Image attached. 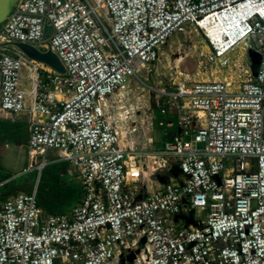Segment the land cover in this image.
<instances>
[{
    "label": "built area",
    "instance_id": "1",
    "mask_svg": "<svg viewBox=\"0 0 264 264\" xmlns=\"http://www.w3.org/2000/svg\"><path fill=\"white\" fill-rule=\"evenodd\" d=\"M188 25L225 73L164 89L161 145L129 147L112 98ZM16 42L51 49L66 73ZM242 47L256 71L231 62ZM0 111L28 122L35 168L53 150L83 188L63 214L36 191L7 199L0 264H264V0H19L0 27Z\"/></svg>",
    "mask_w": 264,
    "mask_h": 264
},
{
    "label": "rangeland",
    "instance_id": "2",
    "mask_svg": "<svg viewBox=\"0 0 264 264\" xmlns=\"http://www.w3.org/2000/svg\"><path fill=\"white\" fill-rule=\"evenodd\" d=\"M205 38L202 30L189 25L176 32L162 47L159 58L143 68L138 78L113 96V104L118 107L122 116L120 140L123 143H129V147L138 150H150L151 143L153 146H160L163 130L158 124V99L161 98L162 91H174V87L184 76H191L193 79L222 77L225 69L208 61L211 53ZM10 47L14 48L13 45ZM45 47L48 48V45ZM243 48L245 47L229 55L231 62L240 59L241 63L252 61L253 67L258 65L259 55ZM40 73L42 79H45L46 72L42 69ZM33 158L35 157L29 154L27 165L34 164ZM47 159L49 163L41 171L37 167L27 170L15 180L22 193L37 192L38 204L45 215L50 214L49 206L66 208L69 198L66 197L67 191L80 184L77 169L61 160L55 151L50 150ZM173 170L177 172L176 167Z\"/></svg>",
    "mask_w": 264,
    "mask_h": 264
},
{
    "label": "crops",
    "instance_id": "3",
    "mask_svg": "<svg viewBox=\"0 0 264 264\" xmlns=\"http://www.w3.org/2000/svg\"><path fill=\"white\" fill-rule=\"evenodd\" d=\"M241 64L253 71L258 68V65L253 67L252 61L250 63L242 62ZM29 138L30 129L26 119L14 120L11 113L0 111V209L7 199L22 193L15 183L18 176L27 170L34 169L36 166L35 164L33 166L32 163L27 165L29 161ZM173 173H176L173 169L161 173L164 175H159L160 182L167 179L165 176H171ZM176 175L178 174L176 173Z\"/></svg>",
    "mask_w": 264,
    "mask_h": 264
},
{
    "label": "water",
    "instance_id": "4",
    "mask_svg": "<svg viewBox=\"0 0 264 264\" xmlns=\"http://www.w3.org/2000/svg\"><path fill=\"white\" fill-rule=\"evenodd\" d=\"M19 0H0V24L5 22L7 17L14 11L15 5ZM46 33L52 32V26H46L45 29ZM17 46H19L26 54L30 57L44 62L54 68L57 72L65 74L66 68L62 63L61 59L58 57L56 53H54L51 49L47 51H41L40 49L36 48L33 45L16 42ZM135 257V254L132 253L128 256V259L132 261Z\"/></svg>",
    "mask_w": 264,
    "mask_h": 264
},
{
    "label": "trees",
    "instance_id": "5",
    "mask_svg": "<svg viewBox=\"0 0 264 264\" xmlns=\"http://www.w3.org/2000/svg\"><path fill=\"white\" fill-rule=\"evenodd\" d=\"M70 187V186H69ZM83 188L79 186H72L70 190L67 191L66 197L68 198V206L66 208L60 206H49L51 214H63L65 212L71 211L82 199Z\"/></svg>",
    "mask_w": 264,
    "mask_h": 264
},
{
    "label": "bare ground",
    "instance_id": "6",
    "mask_svg": "<svg viewBox=\"0 0 264 264\" xmlns=\"http://www.w3.org/2000/svg\"><path fill=\"white\" fill-rule=\"evenodd\" d=\"M206 28H207V32L210 34V36H212L214 38V40L219 41L222 39L223 37V30L222 27L217 24H205ZM133 108V107H132Z\"/></svg>",
    "mask_w": 264,
    "mask_h": 264
}]
</instances>
